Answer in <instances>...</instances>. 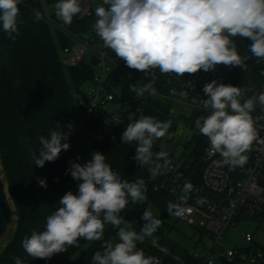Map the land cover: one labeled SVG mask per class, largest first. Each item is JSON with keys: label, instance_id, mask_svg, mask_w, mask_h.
Segmentation results:
<instances>
[{"label": "clouds", "instance_id": "1", "mask_svg": "<svg viewBox=\"0 0 264 264\" xmlns=\"http://www.w3.org/2000/svg\"><path fill=\"white\" fill-rule=\"evenodd\" d=\"M19 3L20 0H0V26L12 40L19 34L18 25L23 24L18 20ZM85 11L80 0H58L55 4L56 17L66 25ZM95 16L94 29L104 46L127 67L140 72L158 68L162 74L184 76L214 70L219 64L244 68L247 57L239 55L235 37L250 39L251 55L264 59V0H103L95 8ZM40 19L36 12L35 22ZM130 87L137 97L145 93L153 98L158 95L151 82ZM203 92L207 99L202 100V107L208 114L197 118L195 127L222 157V164L243 167L248 161L245 153L258 135L251 113L257 102L264 107V92L241 102L240 87L216 80L206 83ZM171 125V121H160L141 112L122 133L124 143L135 142L133 159L140 167L147 166L152 179L168 164L167 152H153L154 142L166 136L171 139ZM66 139L61 130L50 131L48 137L40 136L39 156L33 153L35 165L43 167L58 159L62 150L70 148L69 143H62ZM70 163L67 174L79 181L77 189L66 191L59 199L57 209L46 217L44 231H34L23 239L26 253L33 259H50L68 247H79L81 238L102 240L105 225L110 224L117 229L118 242L105 241L103 251L93 254L91 264H161L159 258L146 256L143 249L137 248V242L158 230L161 220L145 210V223L138 233L120 216L130 202L147 200L145 180L122 179L98 151L91 153V159L84 164ZM39 184L47 186L44 179ZM191 189L189 183L183 191ZM174 209L177 205L170 202L169 214L179 215L180 211ZM14 260L15 264H23L19 257Z\"/></svg>", "mask_w": 264, "mask_h": 264}, {"label": "trees", "instance_id": "2", "mask_svg": "<svg viewBox=\"0 0 264 264\" xmlns=\"http://www.w3.org/2000/svg\"><path fill=\"white\" fill-rule=\"evenodd\" d=\"M57 2L20 0L18 20L23 24L18 25L19 34L15 40L9 39L0 26V161L17 213L14 234L0 255V264H15L16 257L23 264H91L93 254L103 251L105 241L118 242L117 229L106 224L102 240L87 241L81 238L79 247H68L66 252L50 259H33L22 247L25 237H30L34 231L45 230L46 217L57 209L59 199L66 191H76L79 181L67 174L70 162L84 164L95 151L106 156V163L122 179L133 182L143 178L146 182L147 200L135 204L130 202L120 213L121 218L131 224V230L140 232L145 223L142 219L145 210L160 219L164 227L166 218L176 217L167 211L168 204L172 202L170 197L165 192L154 190L155 180L150 178L147 169L140 167L133 159L136 146L122 141L123 132L106 127L101 114H87L89 101L83 87L91 79L93 69L85 61L75 68L61 63L59 50L70 41L58 27L51 25L61 21L55 15ZM43 6L51 8L48 17L43 14ZM36 12L41 15L39 22L34 20ZM93 19L91 12L83 17L74 16L71 31H86ZM234 41L243 59L248 55V46L252 41L241 37H235ZM244 63V68L234 66L226 79V83L232 86H248L249 92L243 100L259 95V87L264 82V75L261 74L264 73V66ZM164 81V78L161 79L160 85ZM121 104L126 107L124 114L131 115L133 121L141 112L167 121L173 105L165 99L149 95L145 99H129ZM202 115L195 112L187 120L192 130L190 154L196 161L210 144L208 138L195 127L196 119ZM53 130L66 134L67 139L62 143H69L70 148L62 150L54 162H46L43 167L36 166L33 153L39 156L42 147L39 137H48ZM98 130L104 134L100 140L94 137ZM160 140L154 142L153 152L160 151ZM250 154L251 149L245 153L247 163ZM40 179L46 181V187L39 184ZM137 243L153 251V242H149L148 237ZM172 248L175 250L174 246Z\"/></svg>", "mask_w": 264, "mask_h": 264}, {"label": "built area", "instance_id": "3", "mask_svg": "<svg viewBox=\"0 0 264 264\" xmlns=\"http://www.w3.org/2000/svg\"><path fill=\"white\" fill-rule=\"evenodd\" d=\"M80 3L86 9L81 17L89 12L94 17L86 31L74 33L70 25L62 21L55 26L70 41L59 50L61 63L68 68H75L87 58L86 62L93 69L92 77L83 89L89 101L86 110L88 115L101 114L103 124L119 132H124L127 125L134 122L131 115L124 114L126 107L122 104L115 112L118 115L107 109L109 104L116 102L111 91L113 70L128 75L141 85L151 82L157 90L156 97L160 99L185 105L200 114H208L202 107V100L207 99L203 92L204 85L212 80L227 84L226 79L234 66H231L230 73L216 66L208 72L200 70L195 74L185 73L184 76L162 74L158 68L147 72L131 69L110 48L104 46L95 32V8L101 6L103 0H80ZM246 57L244 62L264 66V59L253 57L250 51L243 58ZM163 78L165 81L160 85ZM240 89L242 101L249 88L242 86ZM259 90L260 93L264 92V82ZM251 115L258 135L251 146L249 162L243 167L230 168L222 164V157L209 146L197 161L191 155L180 156L161 168L160 174L154 179V190L165 192L170 197L171 203L177 205L174 210L180 211L176 215L177 220L192 227L199 238L191 244V251L180 248L182 255L168 252L155 242L151 244L153 251L137 243V248L143 249L146 256L159 258L161 264H264V246L254 237L255 231H264V107L257 102ZM94 137L100 140L104 134L98 130ZM132 144L136 146L135 142ZM142 168L148 170L147 166ZM189 183L192 189L184 192V186ZM251 223H256L254 233L238 232L245 245L229 247L232 231L239 224L249 226Z\"/></svg>", "mask_w": 264, "mask_h": 264}, {"label": "rangeland", "instance_id": "4", "mask_svg": "<svg viewBox=\"0 0 264 264\" xmlns=\"http://www.w3.org/2000/svg\"><path fill=\"white\" fill-rule=\"evenodd\" d=\"M42 9H43V14L46 17H48V15L51 12L50 6H43ZM51 25L52 27H55L54 23H51ZM86 61L87 58L85 59V62ZM112 76L113 78L111 81V91L114 93L117 102L113 104H109L107 106L109 112L115 113L119 108H121V102L125 100L145 99L148 96V94L145 93L144 96L137 97L135 93L132 92L130 87L131 85H136L137 88L141 87L142 85L139 84L134 79H132L131 77H129L128 75L113 70ZM84 88L85 86L83 87V89ZM193 113H195V111L185 105H176V104L172 105L169 114V119L167 120V121H171L172 123L169 129V132L171 134V139H169L166 136L164 138H161L160 140V150L167 152L168 161L177 159L180 156L191 155L190 152L192 148V143H191L192 130L188 125L187 120ZM115 114L118 115L117 113ZM209 146L210 144L205 148ZM0 176L5 183L8 200L11 205L13 211V217H14V226L12 228V231L10 232L8 237L0 244V255H1V253L6 248V246L8 245L9 241L11 240L14 234L16 228L17 213L14 203L8 193L7 183L5 181V177L2 171L1 161H0ZM165 222H166L165 227L160 225L158 230L155 233H153L151 237H148L149 242H155L157 244L160 243L162 248H164L168 252H172L177 255H182V250L180 248L188 249L189 251H191L192 249L191 244L193 243L194 240L199 238V234L192 227L186 226L185 224L177 220L176 217L169 216L168 218H166ZM255 228H256V223H251L249 224V226H244L242 224H239L237 228L234 231H232L229 237V243H228L229 247L244 246L245 242L239 236L238 232L246 231V232L254 233ZM254 237L255 240L261 246H264V231H255ZM166 245H169V247H167ZM173 246L175 247V250L172 248Z\"/></svg>", "mask_w": 264, "mask_h": 264}, {"label": "water", "instance_id": "5", "mask_svg": "<svg viewBox=\"0 0 264 264\" xmlns=\"http://www.w3.org/2000/svg\"><path fill=\"white\" fill-rule=\"evenodd\" d=\"M225 73L231 72V66L217 65ZM14 226V217L11 205L8 200L6 186L0 176V244L8 237Z\"/></svg>", "mask_w": 264, "mask_h": 264}]
</instances>
